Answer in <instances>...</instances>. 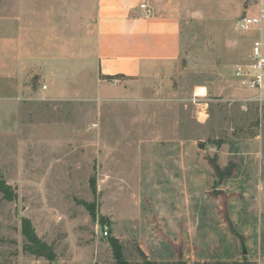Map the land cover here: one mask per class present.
I'll use <instances>...</instances> for the list:
<instances>
[{
	"label": "rangeland",
	"instance_id": "374dc122",
	"mask_svg": "<svg viewBox=\"0 0 264 264\" xmlns=\"http://www.w3.org/2000/svg\"><path fill=\"white\" fill-rule=\"evenodd\" d=\"M146 3L180 19V54L133 81L98 71L97 0H0V264H114L110 237L133 262L264 264V105L234 76L264 42L237 26L257 0Z\"/></svg>",
	"mask_w": 264,
	"mask_h": 264
},
{
	"label": "crops",
	"instance_id": "0c3cea01",
	"mask_svg": "<svg viewBox=\"0 0 264 264\" xmlns=\"http://www.w3.org/2000/svg\"><path fill=\"white\" fill-rule=\"evenodd\" d=\"M146 1L97 0L96 53L102 75L139 81L179 57L180 19L147 14L141 7Z\"/></svg>",
	"mask_w": 264,
	"mask_h": 264
},
{
	"label": "trees",
	"instance_id": "16d2710c",
	"mask_svg": "<svg viewBox=\"0 0 264 264\" xmlns=\"http://www.w3.org/2000/svg\"><path fill=\"white\" fill-rule=\"evenodd\" d=\"M211 164L219 180H224L228 177H231L237 170V165L233 160H230L225 166H220L216 158H213ZM0 192H2L3 195L9 200L15 198L11 187L6 185L3 181H0ZM22 224V234L26 240L24 249L30 254L34 255L36 258H44L49 263L56 262L58 260V254L55 250V247L37 235L31 220L29 218H24ZM108 240L112 248L114 264H255L253 261H249L246 258L243 260L218 259L213 261L189 262L184 258L182 253H180L175 260L162 261L151 259L141 248H138V251L142 260L140 262H133L125 255L124 245L118 238L110 237Z\"/></svg>",
	"mask_w": 264,
	"mask_h": 264
},
{
	"label": "built area",
	"instance_id": "2783aa9c",
	"mask_svg": "<svg viewBox=\"0 0 264 264\" xmlns=\"http://www.w3.org/2000/svg\"><path fill=\"white\" fill-rule=\"evenodd\" d=\"M147 12L151 13L146 4L141 5ZM256 11L249 12L237 21V26L241 31L261 29L264 25V0H257ZM236 81L246 93L243 102H257L264 105V42L255 40L250 53L244 63L236 65L234 72ZM245 108H247L245 104ZM109 230L103 229L102 235L107 236Z\"/></svg>",
	"mask_w": 264,
	"mask_h": 264
},
{
	"label": "bare ground",
	"instance_id": "6f19581e",
	"mask_svg": "<svg viewBox=\"0 0 264 264\" xmlns=\"http://www.w3.org/2000/svg\"><path fill=\"white\" fill-rule=\"evenodd\" d=\"M204 92H205V88L198 87V89H197V94L198 95L204 94Z\"/></svg>",
	"mask_w": 264,
	"mask_h": 264
},
{
	"label": "water",
	"instance_id": "95a60500",
	"mask_svg": "<svg viewBox=\"0 0 264 264\" xmlns=\"http://www.w3.org/2000/svg\"><path fill=\"white\" fill-rule=\"evenodd\" d=\"M243 253H244V254H246V253H247V250H246V249H244Z\"/></svg>",
	"mask_w": 264,
	"mask_h": 264
}]
</instances>
